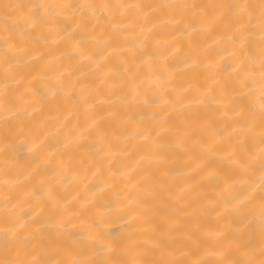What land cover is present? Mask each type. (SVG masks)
Here are the masks:
<instances>
[{"label":"bare ground","instance_id":"1","mask_svg":"<svg viewBox=\"0 0 264 264\" xmlns=\"http://www.w3.org/2000/svg\"><path fill=\"white\" fill-rule=\"evenodd\" d=\"M0 264H264V0H0Z\"/></svg>","mask_w":264,"mask_h":264}]
</instances>
